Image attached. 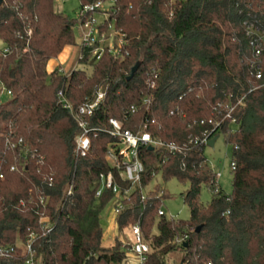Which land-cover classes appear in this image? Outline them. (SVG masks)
Instances as JSON below:
<instances>
[{"label":"trees","instance_id":"16d2710c","mask_svg":"<svg viewBox=\"0 0 264 264\" xmlns=\"http://www.w3.org/2000/svg\"><path fill=\"white\" fill-rule=\"evenodd\" d=\"M79 1L81 7L96 0ZM102 1L112 2L109 21L126 35L122 57L78 51L77 64L90 71L75 67L62 75L46 67L74 45L76 19L54 11L53 0H1L0 87L10 94L0 102V264H24L29 236L40 264H128L127 219L150 247L145 264H167L175 250L184 253L183 264H264V51L253 59L246 36L248 25L264 26V0ZM254 61L260 80L251 76ZM99 87H106L105 98L87 119L95 131L89 154L80 157V130L57 93L76 109ZM110 118L132 132L146 124L153 138L176 147L139 151L138 186L105 160ZM221 135L235 163L231 194L215 183L200 143ZM109 173L129 194L106 232L101 218L114 195L95 193L99 175ZM157 176L188 184L187 221L158 215L164 198L156 184L149 188ZM201 186L212 193L206 206Z\"/></svg>","mask_w":264,"mask_h":264},{"label":"built area","instance_id":"2783aa9c","mask_svg":"<svg viewBox=\"0 0 264 264\" xmlns=\"http://www.w3.org/2000/svg\"><path fill=\"white\" fill-rule=\"evenodd\" d=\"M112 11V2L96 0L92 3L82 5L76 14V25L81 32V43L79 51H89L91 56L97 58L104 54L111 55L114 58L122 57V48L126 45V35L120 29H116L112 22L109 21L110 12ZM246 36L248 37V46L250 54L253 59H257L264 51V26L248 25L246 27ZM8 52V50H5ZM79 57L82 55L79 52ZM62 75H65L63 69L58 70ZM251 76L255 80L261 79V70L254 61L251 64ZM106 87H99L96 89L94 96L91 100L85 101L82 105L73 109L72 106L64 98L61 91L57 93L58 99L61 101L63 107L72 115L78 129L79 134L74 139V152L80 157H86L91 149V139L89 137L91 130L88 128L87 119L92 117L103 103L105 98ZM10 94V92H7ZM150 98L144 99L143 104L148 105ZM136 109L130 108V114H134ZM231 126H235V121L231 120ZM109 130L106 133L113 139L112 143L106 145L105 160L108 164L119 172L120 178L129 183L131 186H138L141 181V177L144 173V165L139 158V151L144 148H161L166 147L171 152L176 150L173 145H166L161 140L155 139L151 136L147 129V125L144 124L136 132L123 129L122 123L116 119L110 118L108 120ZM209 139L206 137L200 141L207 147ZM18 143H22L19 140ZM195 141V144H198ZM7 148L12 151L15 149V144L6 140ZM231 171L235 169V163H230ZM10 170H14L12 167ZM220 177V174H215V183ZM2 178V175H0ZM100 188L95 193V197L99 198L104 190H111L113 193V199L110 202L107 211L115 218L122 211V200L128 197V192L122 193L117 185L114 183L113 175L111 173L107 175L100 174ZM71 189L67 191L69 195ZM144 199V196H142ZM40 204H45V200L41 199ZM158 215H163L162 211L158 212ZM47 228V227H46ZM124 231L126 234V243L128 245L130 253L136 257L138 264H145L147 255L150 253L149 245L143 240L141 229L138 224L133 223L127 219L124 225ZM33 236H29L23 249L27 255V259L24 264H40L41 259L36 258V253L33 249ZM13 248L9 250L12 252ZM6 254L0 253V257Z\"/></svg>","mask_w":264,"mask_h":264},{"label":"rangeland","instance_id":"374dc122","mask_svg":"<svg viewBox=\"0 0 264 264\" xmlns=\"http://www.w3.org/2000/svg\"><path fill=\"white\" fill-rule=\"evenodd\" d=\"M54 11L62 13L64 16L71 20L76 19V14L80 8L79 0H53ZM74 45L67 46L63 51L55 58L51 59L47 64V72H53L55 70L63 69L65 72H69L72 68L78 70L90 71L89 68H85L82 64H77L76 59L81 43V32L77 25L73 28ZM9 96L6 91L0 87V102H6ZM235 130V126H231V131ZM232 155V147L224 141V136L218 137L214 143L213 148H205V157L209 167L215 174H220L217 179V183L221 190L225 194H231L232 192V171L230 167ZM156 184V193L164 198L161 206V211L164 213L166 218H173L174 220L187 221L189 219V209L184 203L183 195L188 190L189 186L187 183H179L175 178L168 180L162 179L157 176L153 181L152 186ZM212 197L211 191L206 186H201L199 192V202L204 206L208 205ZM105 211L102 214L101 226L106 232L109 231L110 227H115V217ZM157 222V221H156ZM156 222L152 230V235H157ZM126 233V232H125ZM108 234V233H105ZM127 234V233H126ZM127 239H125L126 241ZM111 243V238L106 237L104 244L108 247ZM184 253L180 250H175L166 258L167 264H180ZM130 256V255H129ZM128 264H137V260L134 256H130Z\"/></svg>","mask_w":264,"mask_h":264},{"label":"water","instance_id":"95a60500","mask_svg":"<svg viewBox=\"0 0 264 264\" xmlns=\"http://www.w3.org/2000/svg\"><path fill=\"white\" fill-rule=\"evenodd\" d=\"M0 3H1V0H0ZM139 67H140V62H137V63L132 67L129 76L127 77V80H128V81H130V80L134 77V75H135V73L138 71ZM217 139H218V136H216V137L212 138L211 140H209L208 143H207V147H209V148L212 149L213 146H214V143L216 142ZM150 149H152V148H150ZM201 228H202L201 226H198V227L195 229V233H199L200 230H201ZM180 264H183L182 261L180 262Z\"/></svg>","mask_w":264,"mask_h":264}]
</instances>
